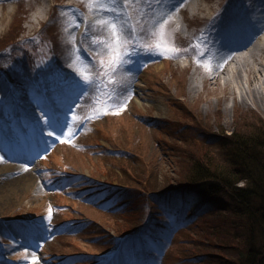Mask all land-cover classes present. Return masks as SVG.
Returning a JSON list of instances; mask_svg holds the SVG:
<instances>
[{
  "label": "rangeland",
  "instance_id": "obj_1",
  "mask_svg": "<svg viewBox=\"0 0 264 264\" xmlns=\"http://www.w3.org/2000/svg\"><path fill=\"white\" fill-rule=\"evenodd\" d=\"M48 1L44 19L27 27L43 0H0V264H227L189 258L212 232L236 233L243 220L199 226L212 210L202 214L207 205L177 183L191 157L219 162L216 135L264 121L263 107L242 100L264 70L208 82L218 36L256 14L255 0L214 1L210 15L218 14L207 22L182 10L165 18L170 0H129L117 24L131 36L122 56L98 0ZM77 82L88 91L56 139L39 109L65 111ZM40 221L51 227L32 231Z\"/></svg>",
  "mask_w": 264,
  "mask_h": 264
},
{
  "label": "trees",
  "instance_id": "obj_2",
  "mask_svg": "<svg viewBox=\"0 0 264 264\" xmlns=\"http://www.w3.org/2000/svg\"><path fill=\"white\" fill-rule=\"evenodd\" d=\"M175 102L183 108L182 100ZM181 112L185 118L193 114ZM256 118L258 130L247 133L243 129L235 130L229 136L216 135L214 138L222 146L219 162L213 163L209 156L191 157L187 179L177 183L178 191L196 194L198 203L207 205L202 214L212 210L211 218L199 226H208L215 217L243 220L242 225L235 228L236 233L215 231L212 232L215 238L210 239L204 235L206 242L189 261L222 258L227 264H264V121ZM145 217L143 212L142 225ZM213 250L215 253L212 254Z\"/></svg>",
  "mask_w": 264,
  "mask_h": 264
},
{
  "label": "bare ground",
  "instance_id": "obj_3",
  "mask_svg": "<svg viewBox=\"0 0 264 264\" xmlns=\"http://www.w3.org/2000/svg\"><path fill=\"white\" fill-rule=\"evenodd\" d=\"M176 5H174L173 12H180L188 15V18L201 22L206 20L207 22L212 19L210 15L212 10L211 3L218 0H174ZM49 1L43 0V8L40 14H34L31 17L27 27H32V24L40 22L48 13ZM102 9V8H101ZM257 13L250 16L249 18L255 22V26L248 25L243 29H237L233 33H228L227 37L221 36L224 45L220 48H216L214 54L207 61L208 71L210 74V79L208 82L212 85L218 86L222 78L226 79V83L235 81L245 76H249L254 79L255 77L263 75L262 70H264V0H259L257 5ZM99 13L98 11H96ZM182 14V13H181ZM116 14L109 12L107 9H102V17L112 22L113 16ZM210 15V16H209ZM173 15H167L165 18L170 19ZM162 22H164L166 19ZM247 18V19H249ZM246 19V20H247ZM161 25L162 23H158ZM78 25L75 28L78 29ZM221 45V44H220ZM259 68V69H257ZM263 77V76H262ZM190 90H196V85L194 77L190 80ZM249 91H245L242 94V100L244 102H251L255 105L264 108V81L257 85L249 83ZM230 97L235 98L234 91L229 92ZM21 185V182L15 181L14 184Z\"/></svg>",
  "mask_w": 264,
  "mask_h": 264
},
{
  "label": "snow or ice",
  "instance_id": "obj_4",
  "mask_svg": "<svg viewBox=\"0 0 264 264\" xmlns=\"http://www.w3.org/2000/svg\"><path fill=\"white\" fill-rule=\"evenodd\" d=\"M132 2H135V0H132ZM142 3L151 4V3H158L163 4L165 3V0H141ZM129 3V0H98V7L102 9H107L109 12H113L116 15L113 16L111 28L114 30V40L116 42V49H114V52L118 56H122V53L120 52V48L123 44H126L129 39H131V36L128 34L127 31H125L124 25L120 24V29L117 31V24L120 20H123V16L121 15L122 9H124V6ZM167 13V10L161 12V15H165ZM261 23H264V21H261ZM252 25L255 26V22L252 21L250 18L241 21L237 20L233 23V25L230 26L229 29L226 30V32L230 33L237 29H243L244 27ZM159 47V45L157 46ZM117 63L126 62L122 59L117 60ZM89 86H91L92 81H86ZM69 88L72 90L80 89V91L76 94L75 99L72 100L70 104L67 105V108L65 111H57L53 109L50 106H43L39 109L42 117L43 122L45 124V127L49 130V135L55 137L56 139H60L65 131L69 129V114L72 112L73 108L77 107V102L84 97L85 92L88 91L87 88H83V85L80 82H77L75 84H70ZM106 195L105 193H100L99 196L103 197ZM31 230L35 232H45L50 227V222H44L40 221L37 222L34 225H31Z\"/></svg>",
  "mask_w": 264,
  "mask_h": 264
}]
</instances>
